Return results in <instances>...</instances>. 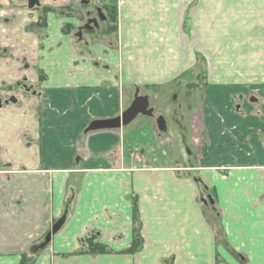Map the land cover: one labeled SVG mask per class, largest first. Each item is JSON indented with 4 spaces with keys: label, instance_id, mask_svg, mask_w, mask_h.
<instances>
[{
    "label": "crops",
    "instance_id": "1",
    "mask_svg": "<svg viewBox=\"0 0 264 264\" xmlns=\"http://www.w3.org/2000/svg\"><path fill=\"white\" fill-rule=\"evenodd\" d=\"M38 1L0 0V97L17 96L0 105V264L28 260L68 201L67 222L29 264H264V91L252 102L247 86L264 69L229 81L212 71L227 61L198 0H94L117 10L118 29L82 41L65 31L76 20L63 10L41 17L67 0ZM247 10L240 22L255 28ZM201 62L202 104L185 107L193 160L151 117L85 133L120 116L136 89L177 85ZM22 81L29 90L18 92ZM135 205L143 246L131 253ZM91 235L108 252H87Z\"/></svg>",
    "mask_w": 264,
    "mask_h": 264
},
{
    "label": "rangeland",
    "instance_id": "2",
    "mask_svg": "<svg viewBox=\"0 0 264 264\" xmlns=\"http://www.w3.org/2000/svg\"><path fill=\"white\" fill-rule=\"evenodd\" d=\"M198 3H201L198 8V11L201 10L199 12V21H207V31L206 33H202L207 35L212 48L217 51V55L219 57L223 55L222 60L227 61V63L212 65V71H217L218 75L224 74L226 81H229L230 77L235 78L234 75L243 76L247 73L253 75L254 72L257 73L256 78H261L260 73L264 69V23L262 22L264 18V0H198ZM243 7H248L246 12L255 15V17H252V20L256 21L255 28L248 21L240 22L244 14H240ZM110 25V22H100L99 29L84 34L86 37L93 34L101 35L104 29L110 27ZM252 32H256L255 37L252 35ZM202 33H198L197 38ZM238 40H240L239 45ZM244 43H249V45ZM242 45L251 50V58L248 63L243 62L245 60L243 56L245 48ZM205 58L209 65L211 56L209 55V57ZM194 70L198 75L193 73L187 76L186 80L177 82V85L164 89L158 88L157 90L149 89L141 91L142 94L149 97L150 107L153 109V116L151 118L157 120L160 116H163L166 119L168 129L166 132L160 133L162 138L170 139V141H176L179 138L185 152L188 154L193 153L192 160L194 159V154H196L195 146L192 142L194 136L190 129V124H188L190 114L186 111L185 107L193 105L198 110L200 102L202 104L199 90L194 88L198 83L202 84L203 79H200V77L201 75L204 77L206 65L201 62L200 66ZM260 82L247 86L250 94L253 93V90L258 89V95L256 96L263 98L264 81L261 79ZM196 110L191 112L193 124H195L197 117L195 115ZM149 118L143 115L137 117L138 122ZM199 144L200 140L198 141ZM201 152L199 151L198 155ZM197 158L194 162H197Z\"/></svg>",
    "mask_w": 264,
    "mask_h": 264
},
{
    "label": "water",
    "instance_id": "3",
    "mask_svg": "<svg viewBox=\"0 0 264 264\" xmlns=\"http://www.w3.org/2000/svg\"><path fill=\"white\" fill-rule=\"evenodd\" d=\"M30 4L29 7L33 8L35 3H39L37 0H29ZM90 23L92 21H89ZM139 90H137V93L135 95V99L130 105V107L124 111L120 116L112 118V119H105V120H96L90 123V125L86 128L85 133L88 132H94V131H100V130H113V129H120L123 126L129 125L133 120L136 119V117L139 114L144 115H152L153 110L148 109L149 107V97L148 96H139L138 95ZM252 102H256V99H251ZM0 99V104H1ZM9 102H16L14 98H10L9 100L5 101V104H8ZM157 126L160 132H166L167 131V125L166 121L163 116L159 117L157 120ZM213 203V202H211ZM70 204L71 202L68 201L64 207L63 214L61 217L53 224L51 230L48 232V234L45 236V238L40 242L30 247L29 253L31 255H37L39 252L43 249H45L51 242L52 238L58 234V232L61 230V228L66 223L69 212H70Z\"/></svg>",
    "mask_w": 264,
    "mask_h": 264
},
{
    "label": "flooded vegetation",
    "instance_id": "4",
    "mask_svg": "<svg viewBox=\"0 0 264 264\" xmlns=\"http://www.w3.org/2000/svg\"><path fill=\"white\" fill-rule=\"evenodd\" d=\"M27 3V6L29 7L30 1L25 0ZM38 1V0H37ZM39 2V1H38ZM67 4L63 7H53V6H44L42 16L45 18L46 14L48 12L54 11V10H63V12L68 13V15L71 18H74L76 20V25L67 23L65 25V31L68 28H72L73 32V38L75 41H82L85 38L84 33H91L95 31L96 29L100 28V22H108L109 13L106 11L105 13L102 12L100 9L101 7L97 4H94V0H67ZM40 7V2L35 3L33 6V9ZM40 9V8H38ZM3 19V20H2ZM0 20L8 22L7 18H2ZM89 21H92L91 23ZM46 23L44 20L43 23ZM109 33L110 28L107 27L104 29L103 33ZM24 84V81H22ZM24 86V85H23ZM23 86L21 88H17L16 90L18 92H23Z\"/></svg>",
    "mask_w": 264,
    "mask_h": 264
},
{
    "label": "trees",
    "instance_id": "5",
    "mask_svg": "<svg viewBox=\"0 0 264 264\" xmlns=\"http://www.w3.org/2000/svg\"><path fill=\"white\" fill-rule=\"evenodd\" d=\"M108 22H110L111 24L109 27L110 31L116 33L118 29V15H117V10L115 8H112L109 12ZM16 87H19V85H16ZM133 222H134L133 242L131 247L128 249V252L131 253L137 252L143 246V239L141 237V223L139 221V213L136 205L134 206ZM83 242L86 243V251L91 254L108 252L106 246L101 244L96 239V235H91L90 237L85 238ZM33 258L34 257L31 256L29 257L28 260L25 259L22 264H29L31 260H33Z\"/></svg>",
    "mask_w": 264,
    "mask_h": 264
}]
</instances>
